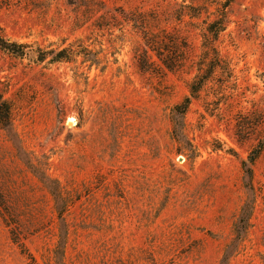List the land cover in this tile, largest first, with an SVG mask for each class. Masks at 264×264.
<instances>
[{"label": "rangeland", "instance_id": "374dc122", "mask_svg": "<svg viewBox=\"0 0 264 264\" xmlns=\"http://www.w3.org/2000/svg\"><path fill=\"white\" fill-rule=\"evenodd\" d=\"M224 3L0 0L24 51L0 48V264H264V151L254 194L243 169L264 137V0L230 2L221 66L174 132L188 83L219 64ZM153 35L178 39L180 69Z\"/></svg>", "mask_w": 264, "mask_h": 264}, {"label": "trees", "instance_id": "16d2710c", "mask_svg": "<svg viewBox=\"0 0 264 264\" xmlns=\"http://www.w3.org/2000/svg\"><path fill=\"white\" fill-rule=\"evenodd\" d=\"M231 1L233 0H225V3L223 4V9L220 10L221 13L208 26V31L210 32L211 35H213V39L212 40L208 39L210 45L207 46L206 52H208L209 50H214L217 58L216 60L219 61V64H217V66L216 65L210 66L209 71L206 74H202L199 68V72H197L193 80L188 83L190 95L187 96L181 103L176 105L174 108V112H173L174 132L177 135H179L183 130L182 125L184 124L185 114L191 99L196 98L199 95V92L204 87V84L207 82V80L213 75L215 69L221 66L220 63H222L223 60L220 58V52L216 48L215 42L218 41V37L220 33L226 29V19H227L226 9ZM146 43L165 68H167L170 71H177L182 67V63L184 61L183 47L181 48V45L177 38L153 35L151 38L150 37L147 38ZM18 46L19 44H17V42L10 41V39L0 34V48L8 50L12 53H21V54L24 53V51L18 50ZM60 53L61 52H58V54ZM53 59L61 60L66 58H64V56H60V58L54 57ZM0 123L3 125L10 123V107L1 93H0ZM178 126H180L179 129ZM263 151H264V137L260 141L259 145H256L255 148H253L248 158L243 161V169L246 177V187L249 190H251L253 194H254V186L252 181L254 175L253 165ZM250 214H251V205L249 203H246L241 211V220H240V222H244L243 223L244 227L245 226L247 227L248 225L247 221Z\"/></svg>", "mask_w": 264, "mask_h": 264}, {"label": "bare ground", "instance_id": "6f19581e", "mask_svg": "<svg viewBox=\"0 0 264 264\" xmlns=\"http://www.w3.org/2000/svg\"><path fill=\"white\" fill-rule=\"evenodd\" d=\"M73 119H71V121H72Z\"/></svg>", "mask_w": 264, "mask_h": 264}]
</instances>
